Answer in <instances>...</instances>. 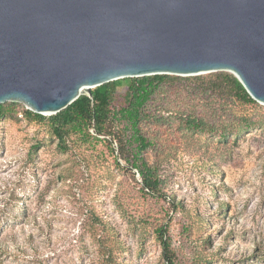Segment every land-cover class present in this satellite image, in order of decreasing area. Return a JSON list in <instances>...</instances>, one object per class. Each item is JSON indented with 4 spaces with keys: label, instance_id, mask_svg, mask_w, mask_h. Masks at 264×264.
Returning a JSON list of instances; mask_svg holds the SVG:
<instances>
[{
    "label": "rangeland",
    "instance_id": "1",
    "mask_svg": "<svg viewBox=\"0 0 264 264\" xmlns=\"http://www.w3.org/2000/svg\"><path fill=\"white\" fill-rule=\"evenodd\" d=\"M154 99L162 113L231 123L226 137L144 127L168 198L144 194L105 144L61 152L44 123L0 119V264H104L108 250L114 264H169L162 222L171 264H264V105L201 95L188 81L163 83Z\"/></svg>",
    "mask_w": 264,
    "mask_h": 264
},
{
    "label": "water",
    "instance_id": "2",
    "mask_svg": "<svg viewBox=\"0 0 264 264\" xmlns=\"http://www.w3.org/2000/svg\"><path fill=\"white\" fill-rule=\"evenodd\" d=\"M215 71L264 105V0H0V103L51 115L108 81Z\"/></svg>",
    "mask_w": 264,
    "mask_h": 264
},
{
    "label": "trees",
    "instance_id": "3",
    "mask_svg": "<svg viewBox=\"0 0 264 264\" xmlns=\"http://www.w3.org/2000/svg\"><path fill=\"white\" fill-rule=\"evenodd\" d=\"M172 81H188L195 84L201 95H209L220 100H232L238 105L257 103L247 93L240 81L230 72L215 71L199 75L180 76L154 74L138 77H125L108 81L91 88V95H81L64 109L55 114L43 115L33 112L22 103L6 101L0 103V119L11 118L21 113L30 121L44 123L55 140L56 148L65 152L79 147H93L96 143L107 146L120 168L135 170L140 179V190L144 194L163 196L158 167L148 161L146 153L151 149L156 137L144 129L154 123H169L177 128H186L202 133H219L226 137L225 129L231 126L229 120L208 121L195 112L171 108L162 110L155 107V95L162 84ZM247 125V122L245 120ZM37 140L32 144L36 152L41 146ZM123 160L124 165L119 161ZM133 172V177L134 173ZM169 201L173 207L174 199ZM198 222H202L200 218ZM163 247V255L171 264L173 255L168 239L167 223L156 227ZM104 264H114L113 252L108 250Z\"/></svg>",
    "mask_w": 264,
    "mask_h": 264
}]
</instances>
